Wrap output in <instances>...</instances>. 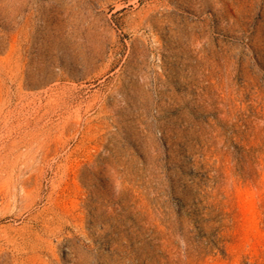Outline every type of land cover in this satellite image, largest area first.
<instances>
[{
    "label": "rangeland",
    "instance_id": "1",
    "mask_svg": "<svg viewBox=\"0 0 264 264\" xmlns=\"http://www.w3.org/2000/svg\"><path fill=\"white\" fill-rule=\"evenodd\" d=\"M0 264H264V0H0Z\"/></svg>",
    "mask_w": 264,
    "mask_h": 264
}]
</instances>
